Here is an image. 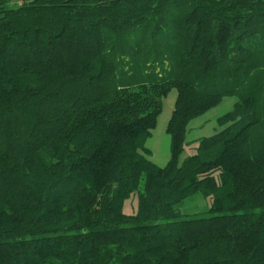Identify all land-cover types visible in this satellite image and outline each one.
<instances>
[{"label":"trees","instance_id":"trees-1","mask_svg":"<svg viewBox=\"0 0 264 264\" xmlns=\"http://www.w3.org/2000/svg\"><path fill=\"white\" fill-rule=\"evenodd\" d=\"M0 264H264V0H0Z\"/></svg>","mask_w":264,"mask_h":264},{"label":"rangeland","instance_id":"rangeland-1","mask_svg":"<svg viewBox=\"0 0 264 264\" xmlns=\"http://www.w3.org/2000/svg\"><path fill=\"white\" fill-rule=\"evenodd\" d=\"M176 99V89H172V91H170V93L163 99V110L158 118L157 127L152 131V135L146 145L151 152L149 159L159 167H164L171 157V138L167 133V126L174 111ZM237 101L238 99L236 96L227 97L223 99L217 107L213 108L205 115L193 120L189 124L188 132L186 134V144L179 159L180 163L194 154V148L199 140L211 137L221 129L218 120L224 115L232 112ZM137 203V198L132 196L125 203V214H136ZM211 204V198H206L202 194L197 193L184 200L177 208L183 216L208 217Z\"/></svg>","mask_w":264,"mask_h":264},{"label":"crops","instance_id":"crops-1","mask_svg":"<svg viewBox=\"0 0 264 264\" xmlns=\"http://www.w3.org/2000/svg\"><path fill=\"white\" fill-rule=\"evenodd\" d=\"M197 146H198V143L196 144V146H195V148H194V149H195V152H194V154L196 153Z\"/></svg>","mask_w":264,"mask_h":264}]
</instances>
